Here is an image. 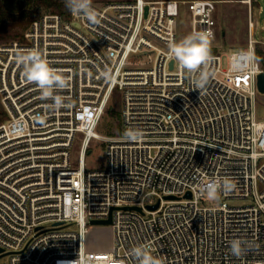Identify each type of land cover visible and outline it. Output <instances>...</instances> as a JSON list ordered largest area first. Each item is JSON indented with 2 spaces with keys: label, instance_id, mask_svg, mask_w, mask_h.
Returning a JSON list of instances; mask_svg holds the SVG:
<instances>
[{
  "label": "built area",
  "instance_id": "built-area-1",
  "mask_svg": "<svg viewBox=\"0 0 264 264\" xmlns=\"http://www.w3.org/2000/svg\"><path fill=\"white\" fill-rule=\"evenodd\" d=\"M218 2L92 1L97 25L69 9L52 10L0 43V264H137L131 249L145 244L165 264H264L258 38L251 32L227 65L221 49L212 50V75L200 92L169 52L183 5L192 32L211 31L218 47ZM254 24L251 18V31ZM33 48L68 78L60 93L67 107L48 111L36 85L21 76L14 54ZM239 50L255 59L237 74L230 56ZM106 69L111 83L102 78ZM116 89L124 100L122 129L104 135L97 126ZM129 128L142 130L143 141H128ZM93 137L104 138L107 162L88 169ZM225 177L236 188L223 196L251 201L202 203L198 186ZM111 212L112 248L90 247L93 219ZM236 238L251 244L239 258L230 251Z\"/></svg>",
  "mask_w": 264,
  "mask_h": 264
},
{
  "label": "clouds",
  "instance_id": "clouds-1",
  "mask_svg": "<svg viewBox=\"0 0 264 264\" xmlns=\"http://www.w3.org/2000/svg\"><path fill=\"white\" fill-rule=\"evenodd\" d=\"M66 7L75 15L84 18L92 25L100 23V14L93 8L92 0H65ZM211 31L193 32L180 41L169 44L170 56L179 63L182 72L195 77V89L205 90L210 82L212 73L209 66L214 63ZM16 64L21 68V76L28 83H34L39 89L40 99L48 101L45 108L48 111H58L67 107L65 97L61 91L68 87L69 80L63 73L50 67L49 62L39 49L18 50L14 54ZM254 54L248 50H239L230 56V70L233 73H244L251 69ZM102 78L112 82L113 73L105 70ZM43 123V119L40 121ZM130 142L140 143L144 139V132L140 129L129 128L124 132ZM236 188V184L229 178H215L198 186V192L208 201H218L221 193L228 194ZM251 244L244 239L236 238L230 241L231 254L237 258L250 250ZM130 254L135 257L137 264H165L161 258L153 255L150 245H139L131 249ZM79 264V260L73 262ZM90 264V262H88ZM111 264V261L107 262Z\"/></svg>",
  "mask_w": 264,
  "mask_h": 264
},
{
  "label": "rangeland",
  "instance_id": "rangeland-1",
  "mask_svg": "<svg viewBox=\"0 0 264 264\" xmlns=\"http://www.w3.org/2000/svg\"><path fill=\"white\" fill-rule=\"evenodd\" d=\"M98 3H105L113 0H92ZM217 19L218 34L215 43L218 47H212V50L221 49L224 56V65L228 64V57L231 51L242 49L249 41L251 32L258 38L257 50L261 54L259 57L262 68L264 69V0H218ZM183 10L178 21V41L185 36L193 33L191 30L190 10L187 5H183ZM252 8V12H250ZM34 16L37 17L44 12L52 11L44 4L33 8ZM253 18L255 24L250 28V20ZM24 28L16 26L8 32V36L1 39V42L8 41L18 36ZM141 59H147L143 57ZM124 106L123 94L121 89H116L109 102L108 108L104 113L97 130L104 134H112L122 129V110ZM4 106L0 100V112ZM256 113L259 119H264V91H260L256 102ZM93 149L86 154V166L88 169L100 168L106 165L107 156L104 138H92ZM80 148L79 138L73 146L74 161L77 160ZM227 200L230 204L240 205L249 203L251 197L231 196L226 197L222 194L218 201H208L202 199L204 204L218 203ZM114 240V232L111 223H97L92 225L89 232L88 245L94 249H111Z\"/></svg>",
  "mask_w": 264,
  "mask_h": 264
},
{
  "label": "trees",
  "instance_id": "trees-1",
  "mask_svg": "<svg viewBox=\"0 0 264 264\" xmlns=\"http://www.w3.org/2000/svg\"><path fill=\"white\" fill-rule=\"evenodd\" d=\"M41 4L53 11L68 10L65 0H0V40L7 37L8 32L16 26L25 29L35 18L33 8ZM257 53L261 57L258 50Z\"/></svg>",
  "mask_w": 264,
  "mask_h": 264
},
{
  "label": "water",
  "instance_id": "water-1",
  "mask_svg": "<svg viewBox=\"0 0 264 264\" xmlns=\"http://www.w3.org/2000/svg\"><path fill=\"white\" fill-rule=\"evenodd\" d=\"M148 11V5H146V12ZM173 64V61H172ZM258 87L260 91H264V69L259 72L258 74ZM191 192H188V195H190ZM169 197H173L174 195L170 194L168 195ZM159 205V202H156L154 204H149L150 208H156ZM125 206H130V207H136L141 209V206L137 205H125ZM112 221V212L110 213L109 217L107 218H101V219H93V222L96 223H110Z\"/></svg>",
  "mask_w": 264,
  "mask_h": 264
}]
</instances>
